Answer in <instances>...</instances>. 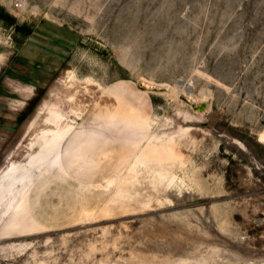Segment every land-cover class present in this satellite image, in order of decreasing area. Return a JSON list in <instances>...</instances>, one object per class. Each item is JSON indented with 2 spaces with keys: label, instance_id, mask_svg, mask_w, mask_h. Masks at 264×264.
I'll list each match as a JSON object with an SVG mask.
<instances>
[{
  "label": "rangeland",
  "instance_id": "obj_1",
  "mask_svg": "<svg viewBox=\"0 0 264 264\" xmlns=\"http://www.w3.org/2000/svg\"><path fill=\"white\" fill-rule=\"evenodd\" d=\"M0 12V264H264V0Z\"/></svg>",
  "mask_w": 264,
  "mask_h": 264
},
{
  "label": "bare ground",
  "instance_id": "obj_2",
  "mask_svg": "<svg viewBox=\"0 0 264 264\" xmlns=\"http://www.w3.org/2000/svg\"><path fill=\"white\" fill-rule=\"evenodd\" d=\"M68 81H69V79H68ZM68 83H69V84H67V88L68 89H71L72 87H75V84H73L72 81H70ZM85 93H87V92H85L84 89L83 90H80V89H78V87H75L73 91H66V94H68L66 96L67 99L65 98V102L67 103L66 105H69L70 104L71 108H73L76 112H78L79 114H81L82 112H84L86 110V108L90 104H92L91 103L92 100L86 98V96L88 97V95H85ZM61 117H62V115H60V119H61ZM71 129H73V127H71ZM65 133H66L65 129L64 128H60L59 133H58V135L56 136V138L54 140V149H57L60 146V143H61V141H62ZM42 138L45 139V136L42 135ZM76 155H77V158H80L81 159V157H83L85 155V153H84L83 149H79L76 152ZM69 162H71V161H69ZM12 171L13 170L11 169V172ZM23 173H25V169L23 170ZM109 182H111V180H109ZM8 197H11V199H13L14 201H17L21 196H18V197L13 196V190H12L10 192V194H9ZM14 201H12V202L14 203Z\"/></svg>",
  "mask_w": 264,
  "mask_h": 264
},
{
  "label": "trees",
  "instance_id": "obj_3",
  "mask_svg": "<svg viewBox=\"0 0 264 264\" xmlns=\"http://www.w3.org/2000/svg\"><path fill=\"white\" fill-rule=\"evenodd\" d=\"M0 21L8 27H14L15 32L17 31L18 34H23L24 37H28L33 33V29L23 24L22 26L17 25L16 19L13 16L4 15L3 12H0Z\"/></svg>",
  "mask_w": 264,
  "mask_h": 264
},
{
  "label": "water",
  "instance_id": "obj_4",
  "mask_svg": "<svg viewBox=\"0 0 264 264\" xmlns=\"http://www.w3.org/2000/svg\"><path fill=\"white\" fill-rule=\"evenodd\" d=\"M196 110H200V111H204L206 108L205 106H198V107H194Z\"/></svg>",
  "mask_w": 264,
  "mask_h": 264
}]
</instances>
